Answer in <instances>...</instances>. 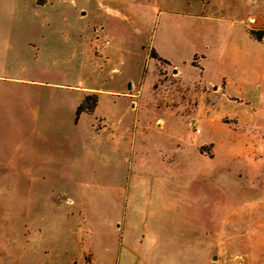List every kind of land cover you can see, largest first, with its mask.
Masks as SVG:
<instances>
[{"label":"rangeland","instance_id":"374dc122","mask_svg":"<svg viewBox=\"0 0 264 264\" xmlns=\"http://www.w3.org/2000/svg\"><path fill=\"white\" fill-rule=\"evenodd\" d=\"M208 1L0 0V264H264V44Z\"/></svg>","mask_w":264,"mask_h":264},{"label":"crops","instance_id":"0c3cea01","mask_svg":"<svg viewBox=\"0 0 264 264\" xmlns=\"http://www.w3.org/2000/svg\"><path fill=\"white\" fill-rule=\"evenodd\" d=\"M204 6L209 17L220 19L219 40L223 51L232 44L240 47L264 44V0H209ZM252 31L259 33L262 40L256 39Z\"/></svg>","mask_w":264,"mask_h":264},{"label":"trees","instance_id":"16d2710c","mask_svg":"<svg viewBox=\"0 0 264 264\" xmlns=\"http://www.w3.org/2000/svg\"><path fill=\"white\" fill-rule=\"evenodd\" d=\"M252 35L258 39V40H262V36L255 32V31H252L251 32ZM152 58H154L155 60L161 62V63H167V64H170V62L166 59H164L163 57H161L159 55L158 52H155L153 53L152 55ZM193 65L194 66H199L196 64V62L194 61L193 62ZM97 104H98V95H89L85 98V100L83 101V103L78 107L77 109V118L79 120L80 116L83 114V113H92L95 111L96 107H97Z\"/></svg>","mask_w":264,"mask_h":264}]
</instances>
